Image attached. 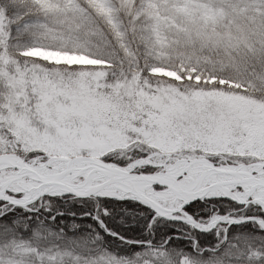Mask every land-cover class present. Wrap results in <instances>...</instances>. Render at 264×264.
I'll return each instance as SVG.
<instances>
[{"label": "snow or ice", "instance_id": "1", "mask_svg": "<svg viewBox=\"0 0 264 264\" xmlns=\"http://www.w3.org/2000/svg\"><path fill=\"white\" fill-rule=\"evenodd\" d=\"M0 264H264V0H0Z\"/></svg>", "mask_w": 264, "mask_h": 264}]
</instances>
